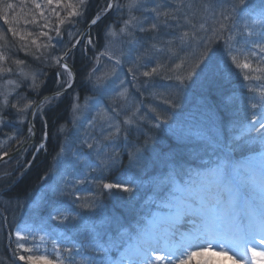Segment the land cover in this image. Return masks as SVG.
Segmentation results:
<instances>
[{"label": "snow or ice", "instance_id": "snow-or-ice-1", "mask_svg": "<svg viewBox=\"0 0 264 264\" xmlns=\"http://www.w3.org/2000/svg\"><path fill=\"white\" fill-rule=\"evenodd\" d=\"M25 3L27 0H20L19 4L12 0H0V20L7 25L5 31L11 33L13 38L19 37L20 41L19 46L15 40H10L8 45L0 47V81L6 80L8 85L7 90L0 91V129L12 130V134L4 133L7 142H0V183L10 179L17 172L19 178H22L39 154L46 151L47 139L50 136L46 113L57 106L79 82L84 92L91 93L90 107L95 109L97 114L94 120L89 121V130L85 131L83 138L78 137V147L71 156L66 144L60 145L56 156L59 166L57 179L49 184L51 174L42 178L46 191L50 194L47 218L65 222L76 220L83 210L96 211L100 207L96 193L82 195L75 188V185L88 181V173L95 174L90 182L101 194L105 189L131 193L139 178L138 173L136 177H129L126 181L105 182V173L116 165L117 157L121 154V148L118 147L121 134L124 133V139H127L129 128L125 126L135 125L145 138L142 146H133V151L123 149L128 152L130 159L135 157L137 161L143 160L139 171L146 169L149 163L144 159V154L148 153L150 148L155 152L148 142H155L154 138L149 136L154 130L165 131L182 142L193 139L208 140L201 130L193 128L180 118L177 111L180 108V95L188 82L194 78L215 77L235 65L238 69L248 70L243 77L245 81L259 82L249 89L251 95L246 103L251 109L260 111L248 118L246 124L242 119L234 122L232 150L243 142L245 145L258 146L259 151L236 162L231 160L230 154H224L204 170L196 169L183 173L187 179L183 178L181 171L173 167L170 175L166 177L172 185L170 198L164 203L166 210L155 215L150 221V226L136 234L134 242L129 244L127 256L121 259L120 264H124L125 259L127 264H186V260L196 254L191 249H203L205 245L211 247L213 241L219 243L221 249L226 245L239 247L243 244L252 252L254 264H264V252H258L255 247L248 248L257 237L259 243L264 245V30L261 33V42L254 43L247 53L243 49L239 52V55L258 57L259 64L256 68L247 60L238 62V55L234 54L236 41L231 35L236 27L235 14L247 8L246 0H239V4H232L228 9L220 4L219 16L216 3L209 2L206 6L201 4V10L211 14L213 24L206 27L205 21L199 28L193 24L191 31L178 32L169 40L154 37V43H148L147 46L141 43L140 46L144 50L134 57L131 51L127 55L117 56L111 49V38L117 35H131L137 27L140 32L155 33L161 24L169 26V17L172 21H177V15L168 11L161 13L160 5L148 9L144 0H108L103 8L98 7L95 11L92 9L91 0H44V5L55 20L50 25V18L45 15L42 4L31 0L36 11L28 14L31 19L24 17V24L41 28L38 35L44 37L47 43H38L36 39H32L29 44L26 42L27 38L33 33L23 35L14 26L23 15ZM18 7L20 12H17ZM182 7L185 5L180 4L176 12ZM145 11L155 13L156 22L151 23L148 28L142 27L146 22ZM111 12L118 14V20L105 26L104 43L101 44L98 38L92 36L90 29L97 27ZM137 12L140 15H134ZM37 15L45 20V23L40 25ZM261 15H264V12ZM184 19L188 20L187 17ZM117 23L122 25L119 29ZM81 24L89 30L77 28ZM177 27L179 28L178 22ZM68 28L76 29L75 32L67 33L72 37L70 46L57 50L52 44L54 37L50 35V31L59 38ZM3 38L0 36V39ZM220 39H223L226 45L223 68L218 64L219 58L212 48L215 41ZM81 44L84 45L81 52L86 54L87 51H92L93 56L83 65L85 70L78 72L74 71L75 65L67 61L74 57ZM101 47L103 51H99ZM13 48H16V53L24 50L26 56L32 58V65L35 67L33 68L27 60L13 59L16 55L12 52ZM148 57L155 61V66L148 67L145 63ZM229 60L231 64L228 63ZM104 61H107L110 67L105 68ZM124 63L130 65L127 74H131L133 81L141 83L148 96L160 101L158 105H148L145 110L135 101H130L131 94L125 88L126 78L121 79L118 72V68ZM16 67L21 68L19 74L15 71ZM44 67L54 72L55 84L60 90L42 99H31L29 93L39 97L47 84L49 72L44 71ZM26 68L30 70L23 71ZM252 73L258 75L253 76ZM140 77L149 79L141 82ZM157 77H162L167 82L163 92L159 91L155 83ZM80 99L79 93L72 97L69 105L70 115L79 111ZM122 113L123 119H120ZM37 117L40 118L42 126L41 142L33 143L37 134ZM70 123H75L74 115L72 120L59 124L58 131L65 132ZM208 143L219 145L220 141L213 139L208 140ZM30 150L32 159L24 160ZM13 156L18 157L16 167L7 170ZM69 168L71 172L67 171ZM81 168H87L88 172L84 173L83 179H76L75 176ZM249 191L256 193L257 199L249 197ZM69 196L72 200L66 203L65 198ZM43 230L44 228H41V231ZM23 232L31 234V229L27 225L23 228L17 227L15 239L12 232L8 233L9 246L15 245L14 254L32 251L25 247L28 237L22 235ZM69 243L71 247L59 251V259L19 254L18 261L26 264H37L38 261H43V264H97V261L79 252L76 243ZM89 244L95 251L104 254L98 264H115L107 255L111 247L116 246L111 240L102 241L100 234L93 230ZM77 255L82 257L79 261L76 260Z\"/></svg>", "mask_w": 264, "mask_h": 264}, {"label": "rangeland", "instance_id": "rangeland-1", "mask_svg": "<svg viewBox=\"0 0 264 264\" xmlns=\"http://www.w3.org/2000/svg\"><path fill=\"white\" fill-rule=\"evenodd\" d=\"M223 0H181L180 3L174 2L171 3L174 4L170 6H166L165 0H144V3L146 4V7L148 9H151L153 7H156L157 5H160V11L161 13L168 11L173 14L177 15V21H172L171 17L168 18L169 20V26H165L163 24L160 25V27L165 26V31L162 34V36H166V38H161V40H169L174 35L178 34V32L183 31H191L192 25H196L197 28H199V25L201 23H204L207 21L206 27L208 25L213 24V20L211 19V14L206 13L205 11L201 10L200 5H207L209 2H214L218 4V2ZM12 2L19 4L20 0H12ZM37 2L42 4V7L45 8V15L49 17V23H54V17H52V13L47 9V7L44 5V0H37ZM108 0H91L92 3V9L95 11L98 7L103 8ZM121 2H125V0H121ZM180 4H184L185 7L179 8V12L177 13V7ZM21 9L18 7L17 12H20ZM30 11V12H29ZM34 5L31 4V0H27V3L23 5V15L17 25H14L17 27V30L23 34L27 35V33L31 32L33 33L32 36L27 38V43L30 44V41L32 39H36L38 43H47V40L44 37H40L38 35L39 31H41V28L36 27L35 25H25L24 24V17L28 16L29 13L35 12ZM62 11V10H60ZM217 11V16H219L220 10ZM150 11L144 12V17H146L149 14ZM227 14V12H226ZM134 15H140L139 12L134 13ZM200 15H208L210 19H205L204 21H200L201 19H198L199 21L196 22L194 18ZM155 16V14H154ZM248 16V15H247ZM243 14L241 10H239L235 14V23L236 27L233 29L231 35L234 37V40L236 41L234 43V48L236 49V52L234 54L238 55V62L243 63L245 60H247L249 63H252L253 68H256L259 64V59L256 56L248 57L245 55H239V52L241 49L247 53V50L252 48L254 43L261 42V33H262V26H264V15L258 16L255 14H252L250 17H247ZM184 17H187L188 20H185ZM29 19H31L30 16H28ZM127 18V16H125ZM147 17L146 22L142 24V27H147ZM163 19V17H161ZM37 20L40 25L45 23V20L39 18L37 15ZM118 20V14L116 12H111L108 16L104 18V20L97 26L95 29L97 30L96 38H98L101 42V44L104 43V32L102 31L106 25L112 24L113 22H117ZM188 21H191V23H188ZM177 22L179 24V28L177 27ZM1 25V31L0 36H3V39H0V47L4 45H8L10 40H15L17 46H19L20 41L19 37L13 38L11 37V33H7L5 29L7 28V25L3 24V21L0 20ZM85 25L81 24L78 25L77 28L83 29ZM119 23H117V29L121 27ZM86 29V28H85ZM89 30V29H87ZM85 30V31H87ZM50 31V30H49ZM76 29L68 28L65 30V34L62 35L59 38L55 37V33L50 31V35L54 37L52 44L53 46L59 50L62 48H65L69 45V41L72 40V37L69 36L68 32H75ZM92 31V29H90ZM7 34V35H6ZM219 41V43L216 45L215 43ZM215 41V43L212 45L213 47H216V49H213L216 51L218 58L220 59L222 63V68L224 67V49L226 47L224 40L220 39ZM141 43H145V46H147L148 43H154L150 42V37L148 35H144L143 32H140L139 27L135 28L133 30V33L131 35H117L111 38V49L116 52L117 56H120L121 54L127 55L129 51H131L132 56L143 52V48L140 46ZM33 48L35 46H32ZM104 49L101 47L99 51H103ZM42 51V49H41ZM50 51V49H49ZM258 52V50H255ZM13 53H16V48L12 49ZM77 58L81 59L82 61L86 62V54L82 53L81 51H78ZM54 55L57 53H53ZM98 54V53H97ZM89 55L92 57L93 52L90 51ZM88 56L87 59L90 57ZM13 59H22L27 60V62L34 68L35 65H32V58L26 56V52L24 50L19 51L16 53V55L13 57ZM69 61V60H68ZM105 68L110 67L107 61H104ZM145 63L148 64V67L155 66V61L152 60L151 57L146 58ZM229 64H231V61H228ZM5 66H12V65H5ZM130 65L128 63L122 64L121 67L118 68V72L120 74L121 79L126 78V84L125 88L127 91L131 94L130 95V101H135L137 104H139L142 108L145 110L147 109L148 105H158L160 101L153 100L150 96L147 95V92H145L144 88L141 87V83L137 81H133L131 78V74H127V68ZM30 69H23V71L27 72ZM44 71H48L49 74L47 76V79H53L55 82V74L54 72L49 71L46 67L43 68ZM146 70V69H142ZM15 71L17 74L20 73L21 68L16 67ZM232 75L225 74V76H235L237 81L240 82V84H235L236 86H233L234 88L231 91V87L228 88L225 87L224 92H232L231 93H224V96L226 100H230L231 97L234 96V102L233 105L235 106L236 112L232 113V120L231 122H235V119L237 117H240L244 123H248V118H250L253 114H258L259 109H251L246 101L248 100L249 96L251 95L249 89L256 85L255 80L252 82L245 81L243 79L244 75L247 74L248 70L246 69H238L235 67V65H231V68L229 70ZM253 76L258 75L257 73H252ZM202 77V76H201ZM149 78L140 77L139 80L142 82L143 80H147ZM204 82V81H203ZM199 79L194 78L193 80L189 81L187 86L185 87L184 91L181 93L182 95L186 93V89L188 90V93H191L193 96H195L194 100H186L187 97L184 98V100L179 98L180 108L177 110L180 113V118L185 121L187 124L191 125L193 128L201 130L207 137L208 140H213L210 138L208 133H210L211 136H213L216 140H220L219 137H221L220 134L225 136V132L221 131L218 125V117L217 115H212V110L207 105V103L201 101V99L198 97L197 91H201L202 95H205L208 93L209 88L206 87V83H208V80H206V83H203ZM155 83L158 85L159 91L163 92L164 88L167 86V82L163 80L162 77H157L155 80ZM8 88L6 80L0 81V91L6 90ZM53 88V89H51ZM60 89H56L52 86V84H47L43 90L40 93V96L37 97L35 94L30 93L31 99H42L45 95H51L54 91H59ZM193 90V92H192ZM226 90V91H225ZM74 92V88L68 92L67 95H65L62 99L67 100L69 98V94ZM78 93V92H77ZM209 94V93H208ZM81 99L79 100L80 105L86 107L89 105L87 109H85L86 113H91V117L87 119V122H83V118L85 116L78 114L75 112L74 118L75 123L72 124V128L70 131L68 129L70 127H67L65 132H59V124L65 123V119L58 118V121H56L53 127L49 126V132L50 136L47 139V148L48 144L52 140L51 150L49 151V157L48 162L45 165V168H43V176L41 178L45 177L47 174H51L52 179L48 181L49 184L53 183L58 175V164L56 160L57 152L60 150L61 144H66L68 147L69 155L71 156V153L76 150L78 147V135H84V131L89 129V121L94 120V117L96 116V110L92 109L90 107V100H91V93H86V96L84 98L83 94L80 95ZM83 98V99H82ZM85 100V101H82ZM70 102H72L70 100ZM255 102V101H252ZM123 103V101H121ZM55 110L54 108L52 110H49V113L51 111ZM52 114V113H51ZM47 115V113H46ZM73 115H71V119H73ZM120 119H123V113L119 117ZM240 119V120H241ZM258 126V125H257ZM129 128V132L127 133V139H124L125 134L122 133L120 137V142L118 143V147L121 148V154L117 157L116 165L112 167L109 171L105 173V182H121L126 181L129 179V177H136L139 173V178L135 185H133V191L131 193H122L120 190L112 189L103 190V194L99 193L95 185L92 184L90 181L95 176L94 173H88V181H86L82 185H75V188L79 190V192L82 195H87L89 192L96 193V196L98 197L97 202L100 204V207L94 211L89 212L88 210H83L82 215L77 218L76 220H68L65 222H61L60 220H50L47 218V211H48V201L50 194L46 191V185H44L43 180L42 184L40 183L38 186V191L33 200L25 205H19L16 208L17 217L20 218V220H28L29 223L27 226L31 229V234L28 232H23L22 235L28 237V243L26 244V248L32 249L30 252H22V253H13V248L15 247L14 244L9 246V240H8V232L6 231V228L3 225V221L5 220L6 223H8L7 215L2 212L0 213V243H3L2 248L0 247V264H3L4 256L1 255V251L7 250L6 254H9V257L11 258V261L17 262V264H26V262L18 261V255L19 254H25V255H31V256H46L48 259L56 260L59 259L60 256L58 255L59 251L62 249H66L68 247H71L72 245L69 243V241H72L73 243H76L77 249L79 252L83 253L84 256L90 257L93 260L97 261V264L99 260L104 256L103 253L95 251L89 244V241L91 240L93 236V230L95 232L100 234V237L102 241H108L111 240L114 237L116 241L119 243V241H122L129 229L132 228L133 225L137 223H141L142 221L145 222V215L144 212L148 211L150 208H163V200L160 201L168 192L172 191V185L171 183L166 179L168 175H170L171 169L175 167L178 171H181V175L183 176V173L196 170V169H202L206 167L212 166L213 162L216 161L217 157H222L224 154L223 149L218 148L216 145H210L208 143V140H189V141H180L175 136L163 131L164 134L167 135V137H164L165 140L157 139V144H159L158 148H155V152L153 153L150 149L148 153L144 154V159H147L149 161L148 166L143 171H139L140 166L143 164V160L137 161L135 157L131 158L128 155L127 151H124L123 149L127 148L129 151H133V146L136 147L139 146V141L144 139V136L141 134L140 131L137 130L135 125L131 126H125ZM11 130V128H6V133ZM231 132L233 131V124L231 126ZM230 130L228 132L230 133ZM144 131L146 132L147 129L145 128ZM222 138V137H221ZM227 140V139H226ZM228 141V140H227ZM1 142H7V137L4 136V140ZM40 138H36V140L33 143H40ZM204 142H207L206 147L200 149V145ZM229 142V141H228ZM168 143L175 144L177 146H182L185 150H188L187 159H190V162H185L181 165V163H178V159L181 158L178 154L177 150L172 152L168 147ZM243 144V142H241ZM15 145H13L14 147ZM198 146V148L196 147ZM210 146L213 147L214 151H210ZM244 147L250 146L243 144ZM208 148V149H207ZM167 149L166 152H164ZM49 150V149H48ZM46 151L42 155L45 154ZM48 156V155H44ZM206 157V158H205ZM231 158V157H230ZM44 160V159H43ZM130 162V163H129ZM63 171V169H61ZM68 172H71L72 170L69 168L67 169ZM87 168H81L80 172L76 174V179H83L84 173H87ZM184 179H187L186 176H183ZM10 184V183H9ZM11 186V185H10ZM61 186H63V181H61ZM9 187L5 190H8ZM170 190V191H169ZM32 191V190H30ZM253 192L249 191L247 195L251 198H254ZM67 200L71 202L72 197H66ZM170 198V196L168 197ZM0 202L4 204V201L0 199ZM110 208V209H109ZM1 209V208H0ZM109 210L111 212L109 213ZM1 211V210H0ZM13 210L11 211V213ZM128 212V214H126ZM126 214V215H125ZM130 216L132 215L135 220H127L124 216ZM112 216V217H111ZM114 219V221H113ZM25 222V221H24ZM27 222V221H26ZM129 224V226L127 225ZM127 225V226H125ZM61 227V229L59 228ZM112 226V227H111ZM115 227H121L119 228V231H116ZM41 228H44L43 231H41ZM111 229L112 235L109 234L108 230ZM127 229V231H125ZM9 230V228H7ZM10 231V230H9ZM16 231V230H15ZM14 229L10 232L13 233V239H15ZM123 232V233H122ZM107 234L109 235L110 239H106ZM43 237V239H41ZM113 242V241H112ZM55 244V248H54ZM83 245V247H80V245ZM114 247H111L110 251L107 253L108 258L112 260V257L110 256V253L113 251ZM123 257V255H121ZM82 257L80 255L76 256V260L79 261ZM113 261V260H112ZM115 264H117L116 260H114ZM37 264H43V261H38Z\"/></svg>", "mask_w": 264, "mask_h": 264}, {"label": "bare ground", "instance_id": "bare-ground-1", "mask_svg": "<svg viewBox=\"0 0 264 264\" xmlns=\"http://www.w3.org/2000/svg\"><path fill=\"white\" fill-rule=\"evenodd\" d=\"M177 2L180 3L181 0H177ZM172 5H174V4H172ZM172 5L170 4V6H172ZM201 18H202V20H200V21H204L205 19H210V17L208 15H200V16H197L196 18H194V20L196 22H198L199 21L198 19H201ZM91 29H92V31H91L92 36L94 38H96V35L94 34V32L96 33L97 30L95 29V27H93ZM99 42H101V41L99 40ZM78 51H81L80 47L76 49V51L74 53V56H77L79 54ZM87 57L88 56H86V60L91 58V57H89L87 59ZM85 63L86 62H84L81 59H79L78 63L75 64L74 71L83 72L85 70V68L83 67V65ZM49 83H51L54 88L59 89V88L56 87V84H55L54 80L52 82H48L47 81V84H49ZM203 83H206V82H203ZM76 85L79 87V88L78 87L76 88L78 91L70 93L69 94V98L67 100H63L57 106H55L54 107L55 110L51 111L52 114L49 113V111H47V118H48V122H49V126L50 127L54 126L53 123L58 121V118L67 119V109H68V107H69V105L71 103L70 100L72 101V97L77 92L79 94L81 92H83V89L81 88L79 82H77ZM206 85H207L206 87L209 88V90H208L209 94L208 93L207 94H208V104H209L210 110H213L214 107L217 104H220L223 107L224 111H225V115L218 122V125H219V128L221 129V131H224L226 135L223 136L222 134H220L222 138L219 137V139L222 140V139L225 138V141L230 140L231 133H229L228 130H230L231 120L233 118L232 113L236 112V110H235L236 108L233 105L234 96L231 97L230 100L229 99L226 100V98L224 96V93H228V94L231 93L232 94V92H230V91L224 92V89L227 86H228V88H230L232 85L233 86H236V85L234 83H232V80L230 79L229 76H225V75L222 76L221 79H217L215 82L206 83ZM233 86L231 87V91L234 88ZM51 89H53V88H51ZM85 109H86L85 107H79V111L77 113L81 114V115H84V114L87 115V113L85 112ZM231 116H232V118H231ZM69 125H70V128L68 129V131H70L71 128H72L71 124H69ZM36 129H37L36 138H40L41 137L42 126H41L39 117L36 118ZM25 130H26V126H25ZM5 131H6V128L0 129V142L2 140H4ZM83 136L84 135H80V133H79V135L77 137L83 138ZM149 136L153 137L154 141H155L156 138L165 140L164 137H167V135L164 134L163 132L162 133H157V132H154V131L149 133ZM167 148H169L172 152L177 150L178 154L181 157V158L178 159V161H177L178 163H181V162L183 163L184 160L187 159V154H188L187 151L188 150H185L182 146H177L175 144H171V143L169 144L168 143V147ZM173 149H175V150H173ZM29 152H31V150ZM13 157H15V156H13ZM27 158H29L28 160L32 159V157L30 158L29 156H27ZM25 160H27V159H25ZM18 175H19V172H18ZM14 176H16V175H14ZM14 176H12V177H14ZM10 179L4 181L3 183H0V196H2V195L4 196L5 195V189H7L9 187V185H10L9 183L11 182ZM38 182H39V184L40 183L42 184L41 176L39 177ZM32 192H33V190H32ZM37 192L38 191L33 192L32 196H31V199H33L35 197ZM252 194H256V193L253 192ZM17 203H22V199H19L17 201ZM15 205H17V204H15ZM15 205H14V203H10V202H8L7 204H4L5 207L9 206V207H11L12 210L15 209ZM126 214H128V212H126ZM124 217H125V219L127 221L128 220H130V221L135 220V218L132 215L124 216ZM7 218H8V214H7ZM3 222L4 223H3L2 226H4L6 228V231H7L8 223H6L5 220ZM255 247L259 248L258 246H255ZM262 249L263 250H261V252H264V247H262ZM193 251L196 254L193 255L191 257V259L186 260V264H254V261L252 260V252H250V251H249L250 253H249L248 257H246V258L241 257L239 259L235 258L233 256L234 254L232 253L233 252L232 249H230V248H228L226 246L223 249H221L220 246L208 247L207 245H205V247L203 249L196 248V249H193ZM224 253H227V254L225 255Z\"/></svg>", "mask_w": 264, "mask_h": 264}, {"label": "trees", "instance_id": "trees-1", "mask_svg": "<svg viewBox=\"0 0 264 264\" xmlns=\"http://www.w3.org/2000/svg\"><path fill=\"white\" fill-rule=\"evenodd\" d=\"M173 1V0H170ZM255 0H247V2L249 4H252ZM175 2V1H174ZM30 12V11H29ZM161 32L158 35V38H160ZM167 36V35H166ZM219 41H217L215 44H218ZM88 52V51H87ZM90 56V55H89ZM73 61L78 62L79 59L77 58V56H74ZM223 76V72L222 73H218V76L214 79L215 81L217 79H221ZM232 79V78H230ZM213 81V82H215ZM232 83L235 84V80H232ZM217 107L221 110V112H219L220 114L225 115V111L223 110V108H221L220 106L217 105ZM224 117V116H223ZM221 117V118H223ZM53 118V117H52ZM30 158L32 157V153L29 152L28 155ZM27 156H25L27 158ZM24 157V158H25ZM40 156H38L36 158L35 163L32 165V167L30 168V170H28L26 172V174L22 177L19 178L18 172L16 173V176L11 177L10 179V187L8 192H5V195L0 196V199L4 201V204H7L8 202L10 203H14L17 204L15 205V209H13V212L11 213L12 209L9 206H4V204H2L0 202V213L4 212L6 215L8 214V226H9V230L12 229V227L15 225L16 220H17V212H16V208L19 206L20 203H17V201L19 199H22V202L24 201V197L26 195H30L32 191L30 190H34L36 186H38L39 182L38 179L40 176H42V171L43 168H45V165L43 164V159L44 157H42V159H40V161L42 162V165L39 163V158ZM18 159V157H13L12 160L9 162V164L7 165V170H13L16 167V160ZM29 158H27L28 160ZM6 191V190H5ZM34 192V191H33ZM1 241V238H0ZM3 243H0V247L2 248ZM7 250L5 251H1V255L4 256V260H3V264H14L11 259H9V254H6Z\"/></svg>", "mask_w": 264, "mask_h": 264}, {"label": "water", "instance_id": "water-1", "mask_svg": "<svg viewBox=\"0 0 264 264\" xmlns=\"http://www.w3.org/2000/svg\"><path fill=\"white\" fill-rule=\"evenodd\" d=\"M88 29V27H86V29L85 30H87Z\"/></svg>", "mask_w": 264, "mask_h": 264}, {"label": "flooded vegetation", "instance_id": "flooded-vegetation-1", "mask_svg": "<svg viewBox=\"0 0 264 264\" xmlns=\"http://www.w3.org/2000/svg\"><path fill=\"white\" fill-rule=\"evenodd\" d=\"M48 146H49V144H48Z\"/></svg>", "mask_w": 264, "mask_h": 264}]
</instances>
